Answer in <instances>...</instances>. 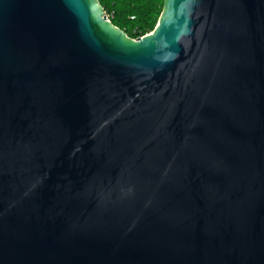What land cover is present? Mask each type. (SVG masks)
I'll list each match as a JSON object with an SVG mask.
<instances>
[{
  "label": "water",
  "instance_id": "water-1",
  "mask_svg": "<svg viewBox=\"0 0 264 264\" xmlns=\"http://www.w3.org/2000/svg\"><path fill=\"white\" fill-rule=\"evenodd\" d=\"M0 264H264V0H0Z\"/></svg>",
  "mask_w": 264,
  "mask_h": 264
},
{
  "label": "trees",
  "instance_id": "trees-1",
  "mask_svg": "<svg viewBox=\"0 0 264 264\" xmlns=\"http://www.w3.org/2000/svg\"><path fill=\"white\" fill-rule=\"evenodd\" d=\"M110 23L130 39L150 34L162 11L163 0H98Z\"/></svg>",
  "mask_w": 264,
  "mask_h": 264
},
{
  "label": "built area",
  "instance_id": "built-area-1",
  "mask_svg": "<svg viewBox=\"0 0 264 264\" xmlns=\"http://www.w3.org/2000/svg\"><path fill=\"white\" fill-rule=\"evenodd\" d=\"M107 21H109L108 17L106 16ZM110 22V21H109Z\"/></svg>",
  "mask_w": 264,
  "mask_h": 264
}]
</instances>
